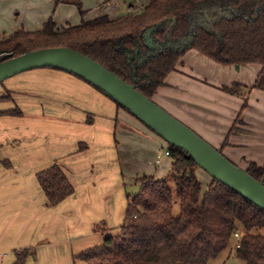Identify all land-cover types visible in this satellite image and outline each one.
Returning <instances> with one entry per match:
<instances>
[{"label":"crops","instance_id":"0c3cea01","mask_svg":"<svg viewBox=\"0 0 264 264\" xmlns=\"http://www.w3.org/2000/svg\"><path fill=\"white\" fill-rule=\"evenodd\" d=\"M79 1L83 18L75 6H54L52 0H0V28L10 35L18 24L37 31L50 17L57 29L83 19H117L149 0ZM259 71L255 64L219 65L189 50L153 102L236 166L264 168V92L250 90L243 107L241 97L221 90L251 87ZM9 82L13 86L5 92L22 114L0 116V264H12L22 250L28 251L24 264H79L77 256L103 243V234L95 231L99 224L117 233L127 206L124 185L140 175L164 179L172 159L160 156L162 140L154 132L64 71L39 68L2 83ZM53 165L73 193L47 206L36 175Z\"/></svg>","mask_w":264,"mask_h":264},{"label":"trees","instance_id":"16d2710c","mask_svg":"<svg viewBox=\"0 0 264 264\" xmlns=\"http://www.w3.org/2000/svg\"><path fill=\"white\" fill-rule=\"evenodd\" d=\"M54 3L73 4L84 13L79 0ZM60 47L92 59L152 102L189 50L219 65L255 64L260 71L251 87L221 88L231 96H240L244 90L245 107L250 90L264 92V0H149L120 18L101 16L62 29H57L51 17L37 31L19 28L1 35L0 62ZM7 103H13L9 92L0 96V104ZM21 114L17 105L0 110V116ZM226 144L225 139L222 146ZM168 152L172 164L167 177H135L139 190L127 195L117 233L108 234L104 223L99 224L95 231L103 234V243L77 256L79 264H208L224 252L227 259L222 264H229L231 257L242 264H264V211L214 179L203 189L193 159L171 145ZM245 172L264 184L263 167L250 163ZM36 178L47 206L73 193L56 165L38 172ZM236 232L240 233L238 248L234 246ZM27 255V250L17 252L12 264H24Z\"/></svg>","mask_w":264,"mask_h":264},{"label":"water","instance_id":"95a60500","mask_svg":"<svg viewBox=\"0 0 264 264\" xmlns=\"http://www.w3.org/2000/svg\"><path fill=\"white\" fill-rule=\"evenodd\" d=\"M155 27L146 32V37ZM150 45V42H148ZM55 68L80 77L117 102L168 145L186 152L199 169L264 211V184L231 163L186 125L92 59L67 48L39 49L0 62V83L18 74ZM235 68H238L236 65Z\"/></svg>","mask_w":264,"mask_h":264},{"label":"rangeland","instance_id":"374dc122","mask_svg":"<svg viewBox=\"0 0 264 264\" xmlns=\"http://www.w3.org/2000/svg\"><path fill=\"white\" fill-rule=\"evenodd\" d=\"M53 1V4H54V6H55V3H54V0H52ZM61 4H64V3H61ZM59 5V4H58ZM70 5H73V4H70ZM73 7H74V5H73ZM82 10L84 11V13L83 14H80V12H79V10L76 8V6H75V13L77 14V16H81L82 18L86 15V13H85V10H84V8H83V6H82ZM16 14H12V18L13 19H15V18H17V16H15ZM51 18V17H50ZM83 20H85V19H83ZM15 21V20H14ZM21 25L22 24H18V27L17 28H20L21 27ZM20 26V27H19ZM4 32V33H3ZM0 34H5V35H7L8 34V32H7V30L5 29V28H0ZM12 86H13V84H11L10 82L9 83H0V95H5L6 94V92L5 91H7V89H11L12 88ZM244 90H242V91H240V96H238V97H241L242 99H243V102H244V96L242 95V94H244ZM13 97L15 98V99H18V98H20V95L19 94H16L15 96L13 95ZM17 103L16 102H13V103H7V104H1L0 105V108L2 107V108H8V107H12L13 105H16ZM156 104V103H155ZM159 106V105H158ZM160 107V106H159ZM161 108V107H160ZM163 109V108H162ZM164 110V109H163ZM29 114H32V113H30V112H28L27 113V115H29ZM131 115V114H130ZM132 116V115H131ZM135 118V117H134ZM136 119V118H135ZM141 123V122H140ZM142 124V123H141ZM143 125V124H142ZM145 127V126H144ZM190 129V128H189ZM149 131V130H148ZM193 131V130H192ZM194 132V131H193ZM153 133V132H152ZM195 133V132H194ZM195 134H197V133H195ZM156 135V134H155ZM198 135V134H197ZM144 136V135H143ZM157 137H159L158 135H156ZM199 137H201L200 135H198ZM161 140H162V145L159 147V149H160V151H162V153L160 154V156L161 157H166L165 155H164V152H165V150H167L168 149V144L161 138V137H159ZM202 138V137H201ZM204 140V139H203ZM161 148H163V149H161ZM215 148V147H214ZM217 149V148H216ZM223 155V154H222ZM224 156V155H223ZM167 158V157H166ZM226 158V157H225ZM156 164V163H155ZM235 165V164H234ZM238 167V166H237ZM240 168V167H239ZM242 169V168H241ZM197 176H198V179H199V181L202 183V186L203 187H206V184H207V179L208 180H212V178L210 177V175L209 174H207L205 171H203V170H201V169H199L198 171H197ZM167 177V175H164V178H166ZM124 191H125V193L127 194V195H131V196H133V195H135L137 192H138V190H139V188H138V186H136V185H134V184H132V183H127L126 185H124ZM174 204H175V202H174ZM226 259H227V254H226V252H224V253H222L220 256H218L216 259H214V260H211V261H209V263L208 264H222L223 262H225L226 261ZM232 262H233V264H242V263H239V262H236L234 259H232V257H231V259L230 260H228V262L227 263H229V264H232Z\"/></svg>","mask_w":264,"mask_h":264},{"label":"built area","instance_id":"2783aa9c","mask_svg":"<svg viewBox=\"0 0 264 264\" xmlns=\"http://www.w3.org/2000/svg\"><path fill=\"white\" fill-rule=\"evenodd\" d=\"M164 155L167 156V157L169 156V152H168V150H166V151L164 152ZM156 162H159V160L157 159ZM233 237H234V239H235V244H234V246H235V248H238V247H239L240 233H239V232L234 233V234H233Z\"/></svg>","mask_w":264,"mask_h":264}]
</instances>
